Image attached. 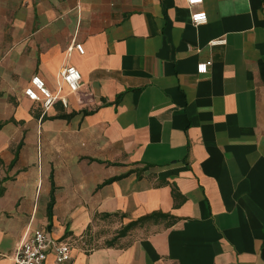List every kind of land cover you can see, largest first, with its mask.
Masks as SVG:
<instances>
[{"label":"crops","instance_id":"obj_1","mask_svg":"<svg viewBox=\"0 0 264 264\" xmlns=\"http://www.w3.org/2000/svg\"><path fill=\"white\" fill-rule=\"evenodd\" d=\"M0 124V264L36 229L44 264H264V0H0Z\"/></svg>","mask_w":264,"mask_h":264},{"label":"built area","instance_id":"obj_2","mask_svg":"<svg viewBox=\"0 0 264 264\" xmlns=\"http://www.w3.org/2000/svg\"><path fill=\"white\" fill-rule=\"evenodd\" d=\"M203 0H187L190 6L201 4ZM191 23L194 26L204 24L207 21V14L204 11H196L191 13ZM223 38L214 39L210 42L211 45L223 44ZM72 48L80 53H84L81 44H75L68 48ZM211 62H203L198 64L197 71L200 74L206 73ZM81 74L75 66L63 67L58 76V88L61 89L66 85L69 90L77 91L80 85ZM24 95L32 101L41 102L43 111H47L52 104L58 99L46 87L44 81L33 76L30 79L29 85L24 89ZM63 106H66L67 101L64 97L59 98ZM49 253H53L57 263H68L72 259L71 246L68 243L60 242L51 238L45 231L36 229L26 240H22L17 244L12 259L14 264H44Z\"/></svg>","mask_w":264,"mask_h":264},{"label":"trees","instance_id":"obj_3","mask_svg":"<svg viewBox=\"0 0 264 264\" xmlns=\"http://www.w3.org/2000/svg\"><path fill=\"white\" fill-rule=\"evenodd\" d=\"M0 129H1V124H0ZM174 192H175V188L173 187L172 193L174 194ZM174 220L175 218L168 213H163L159 211L152 212L150 214L141 216L137 218L136 220L130 221L126 225L122 226L119 229V231L116 233V235L107 242V244L109 245L113 244L119 237L126 235L128 231H130L137 225L145 223L147 221H152V222L166 221V225L169 226L173 224Z\"/></svg>","mask_w":264,"mask_h":264},{"label":"rangeland","instance_id":"obj_4","mask_svg":"<svg viewBox=\"0 0 264 264\" xmlns=\"http://www.w3.org/2000/svg\"><path fill=\"white\" fill-rule=\"evenodd\" d=\"M98 242V241H97ZM102 243V241L100 240L98 243H96V245H100Z\"/></svg>","mask_w":264,"mask_h":264}]
</instances>
